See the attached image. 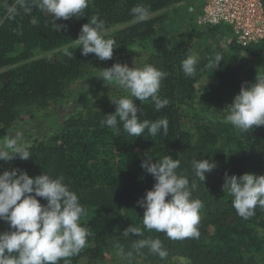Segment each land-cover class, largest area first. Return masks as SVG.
<instances>
[{
    "label": "trees",
    "instance_id": "16d2710c",
    "mask_svg": "<svg viewBox=\"0 0 264 264\" xmlns=\"http://www.w3.org/2000/svg\"><path fill=\"white\" fill-rule=\"evenodd\" d=\"M6 2L15 4L16 0H0V15L4 14ZM205 3L206 0H90L83 17L56 21L66 25L59 31L51 23L52 17L38 8L31 16L21 12L0 25L2 136L26 117L34 118L74 99L79 80L94 76L106 62L113 64L122 55L142 53L143 66L150 64L168 74L159 91V97L169 101L165 108L157 111L151 100H134L141 107V120L167 118V136L161 130L156 137L145 131L144 136L135 138L124 131L122 123L118 131L101 126V120L115 111L110 97L124 93L98 87L93 100L55 125L45 138H33L28 144L32 158L0 160V173L16 168L30 176L44 171L53 178L62 175L78 195L87 210L82 225L91 235L87 246L69 258V264H114L120 256L132 261L141 256L150 264H177L180 259L190 264H264V209L257 207L255 215L245 220L237 215L232 197L222 188L226 173L264 175V126L241 133L221 122L228 110L226 104L232 102L242 83L250 84L264 75V39L247 46L223 42V37L228 40L231 36L230 27L197 23ZM137 4L149 8L150 19L134 20L131 9ZM93 15L105 22L106 38L118 45L110 60L101 61L95 54L85 57L75 44L82 25L90 22ZM33 17L38 21L36 25L30 23ZM181 25L189 28L180 32ZM65 48L73 52L71 59L64 55ZM216 53L223 55V61L212 71L207 65ZM192 54L200 59L196 74L188 77L182 72L181 61ZM147 153L154 162L168 154L179 158L177 172L190 182L196 179L194 159L211 158L216 163L204 183L196 181L197 188L192 193L194 199L203 202L197 226L199 238L171 240L162 232L144 230L145 236L162 241L169 253L166 260L147 249L142 250L143 255L127 256L132 242L141 237L125 236L124 230L131 224L143 227L144 209L137 201L155 183L154 177L141 167ZM117 244L123 247V255H117Z\"/></svg>",
    "mask_w": 264,
    "mask_h": 264
},
{
    "label": "clouds",
    "instance_id": "9594fccd",
    "mask_svg": "<svg viewBox=\"0 0 264 264\" xmlns=\"http://www.w3.org/2000/svg\"><path fill=\"white\" fill-rule=\"evenodd\" d=\"M90 0H16L15 4L5 3L4 14L0 15V25L5 21L14 20L17 15L31 16L34 9L52 17L51 23L59 31L66 25L57 24L58 20H68L72 17H83L84 10ZM19 5V8L16 7ZM136 22L150 19L149 8L137 4L131 9ZM30 23L36 25V18ZM105 22L98 15H93L91 21L82 25L75 39L81 54H89L101 60H110L113 50L118 45L111 38H106ZM131 49V48H130ZM139 52L138 49H132ZM64 55L73 57V52L64 49ZM199 56L188 55L181 61V69L185 76L196 74ZM223 55L216 53L209 58L207 67L212 71L221 66ZM167 73L153 65L129 67L126 63H114L103 68L96 76L101 78L105 86L121 90L124 95L110 97L115 104V111L101 120V126L118 131L122 123L124 131L131 137H156L161 130L167 136L169 122L167 118L150 121L141 120V107L134 103L151 100L157 111L165 108L169 101L159 97L161 81ZM228 105V110L222 118V123L230 124L241 133H248L257 126H264V75L256 77L255 81L242 83L240 91ZM11 131V130H10ZM14 134L0 138V160L11 161L16 157L29 160L31 153L21 131H11ZM141 167L154 177L152 189L137 201L144 209L142 225H129L124 230L125 236L141 237L132 242L127 253L143 255L148 253L166 260L169 253L159 238L145 236L144 230L164 233L171 240L199 238L198 224L203 202L194 199L193 191L197 188V180H206V174L211 172L216 163L209 159H194L192 168L195 180L179 174V158L165 155L153 161V156L146 154ZM222 188L232 197V205L237 215L247 220L255 215L257 207L264 209V175L246 172L242 175L225 174ZM39 198L46 200L42 204ZM86 208L80 203L78 195L64 182V177L53 178L47 172L30 176L26 171L16 168L5 169L0 173V220L8 223L9 230L0 232V264H69V258L78 255L88 244L91 235L88 228L82 225ZM117 255H123L124 249L116 245Z\"/></svg>",
    "mask_w": 264,
    "mask_h": 264
},
{
    "label": "rangeland",
    "instance_id": "374dc122",
    "mask_svg": "<svg viewBox=\"0 0 264 264\" xmlns=\"http://www.w3.org/2000/svg\"><path fill=\"white\" fill-rule=\"evenodd\" d=\"M181 31L183 32L189 27L187 25L182 26L181 25ZM222 41L227 42V37H223ZM198 42H195V45L198 46ZM228 44V42H227ZM210 47L214 46L213 41H210L209 43ZM140 55H137V53L127 56L122 55L120 56L121 59H118L114 63H121V64H127L129 67L136 66V67H143L140 60H144L145 56H142V53H139ZM109 61L106 62V65L104 64L101 66L94 76L87 77L83 80H79L76 85L78 88L77 95L74 99L68 100L62 105L54 106L52 107L48 112H40L36 115L34 118L26 117L24 120H21L20 122L14 124L6 133L5 136L0 135V138H6L7 135L14 134L11 131H21L24 135V139L27 144H30V142L33 140V138L38 137L40 139L45 138L48 134L51 133L52 128L61 123L64 119H66L70 114L79 111L80 108L84 107L85 104H87L89 101L93 100L96 97V89L99 87L102 90L105 91H118L119 89L116 88H110L108 86L104 85V82L101 78L96 77L101 69L108 68L113 65ZM189 128L190 125H188ZM11 130V131H10ZM9 225L7 222L0 220V232L8 231ZM137 262H141V264H150L148 261H145V259L141 256H137L135 260H131L130 258L125 257H118L117 261H114V264H137ZM177 264H190L189 262L180 259L176 261ZM113 264V263H110ZM162 264V263H159ZM166 264H172L170 261Z\"/></svg>",
    "mask_w": 264,
    "mask_h": 264
},
{
    "label": "built area",
    "instance_id": "2783aa9c",
    "mask_svg": "<svg viewBox=\"0 0 264 264\" xmlns=\"http://www.w3.org/2000/svg\"><path fill=\"white\" fill-rule=\"evenodd\" d=\"M197 23L230 27L227 42L247 46L264 39V5L262 0H206Z\"/></svg>",
    "mask_w": 264,
    "mask_h": 264
}]
</instances>
